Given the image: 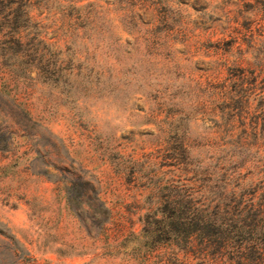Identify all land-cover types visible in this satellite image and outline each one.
<instances>
[{
  "label": "rangeland",
  "instance_id": "1",
  "mask_svg": "<svg viewBox=\"0 0 264 264\" xmlns=\"http://www.w3.org/2000/svg\"><path fill=\"white\" fill-rule=\"evenodd\" d=\"M25 8L50 55L41 72L0 56V264H215L198 231L155 219L188 193L212 207L218 166L249 183L264 162L218 150L262 141L245 126L264 0H16L20 23Z\"/></svg>",
  "mask_w": 264,
  "mask_h": 264
},
{
  "label": "trees",
  "instance_id": "2",
  "mask_svg": "<svg viewBox=\"0 0 264 264\" xmlns=\"http://www.w3.org/2000/svg\"><path fill=\"white\" fill-rule=\"evenodd\" d=\"M21 1L25 6L29 2ZM15 2L16 0H0V56H14L17 61H37L31 67L38 72L44 71L46 69L42 61H48L47 55H50L48 44L37 34L28 33L31 19L26 8L23 21H18L12 12ZM256 80L257 76L254 75L249 84L255 87ZM261 88L264 92V84ZM247 89L242 88V91L246 94ZM239 91L240 89L234 93L231 91L233 98H237ZM245 94L242 95L249 100L251 93ZM261 105L260 115H247L251 125L245 126V129L255 136L260 135L262 141L249 146L246 140L242 139L235 147L238 151H231V145H220L218 150L227 154L228 166L234 160L247 155L250 148L253 150V153L249 154L252 156L250 160L264 156V93ZM233 117L239 118L235 113ZM259 120L263 121L262 128H259ZM251 166L253 171L249 183L240 179L239 172L230 168L228 171L226 165L218 166L217 177L220 182L217 187L220 189L212 207L201 199H198V208L192 207L191 193H188L184 202L185 208L178 214L173 208L170 209V214H166L167 210H162L164 217H156L155 228H158L159 223L176 228L175 220L181 219L179 222L188 235L198 231L199 243L204 247L202 257L208 258L211 255L210 258L215 260V264H264V162L259 167ZM149 232L153 234L154 231Z\"/></svg>",
  "mask_w": 264,
  "mask_h": 264
}]
</instances>
